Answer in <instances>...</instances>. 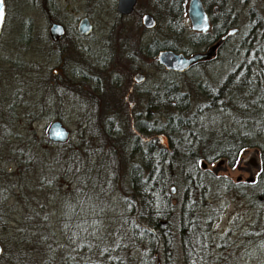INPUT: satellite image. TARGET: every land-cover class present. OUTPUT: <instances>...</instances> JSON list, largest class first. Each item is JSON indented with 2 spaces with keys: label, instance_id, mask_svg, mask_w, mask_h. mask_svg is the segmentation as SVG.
Returning <instances> with one entry per match:
<instances>
[{
  "label": "rangeland",
  "instance_id": "obj_1",
  "mask_svg": "<svg viewBox=\"0 0 264 264\" xmlns=\"http://www.w3.org/2000/svg\"><path fill=\"white\" fill-rule=\"evenodd\" d=\"M207 1L210 10L217 6V14L226 20L222 21L237 32L210 61L166 77L156 56L149 55L151 43L191 51L198 40L189 37L186 11L179 27L168 26L167 0H137L134 11L124 17L116 12L115 0H4L0 34V264H28L17 251L31 254V264H47L46 258L48 264H65L59 259L62 250L70 262L79 264L81 238L78 232L67 235L60 231V212L50 202L58 204L53 195L59 186L81 190L76 177L86 160L101 161V155L104 160L109 158L105 148L115 141L111 138L102 143L98 127L103 120L109 121L105 124L114 134L127 139L134 135L145 142L147 137L137 134L135 122L149 126L157 117L163 119L155 112L146 117L145 110L151 92L165 77L188 91L189 83L216 87L247 58L264 54V0ZM184 2L186 8L188 0ZM145 12L156 17L152 30L140 23ZM82 16L90 18L93 30L79 37L72 30ZM49 17L69 29L60 42L64 45L61 54L57 52L59 44L51 43L48 34ZM75 62H82V74L85 70L89 77L81 78L72 71L78 67ZM54 119L71 132L65 144L48 143L47 128ZM98 166L88 171L101 179L96 189L90 188L84 206L96 207V217L110 218L118 206L119 192L113 185L114 172L103 168L106 165ZM202 167L236 185L251 183L260 169V157L256 148H249L241 152L233 167L223 158L202 163ZM50 179L55 180L54 185ZM249 192L246 189L244 194ZM241 193L214 185L202 199L199 223L189 233V257L182 253L176 237L175 257L168 264H264V202L257 197L250 201ZM35 223L42 233L49 228L61 246L55 255L45 253L49 246L55 247L54 240L34 237L31 246L25 241L23 236L32 233ZM138 260V251L132 249L124 261Z\"/></svg>",
  "mask_w": 264,
  "mask_h": 264
},
{
  "label": "trees",
  "instance_id": "obj_2",
  "mask_svg": "<svg viewBox=\"0 0 264 264\" xmlns=\"http://www.w3.org/2000/svg\"><path fill=\"white\" fill-rule=\"evenodd\" d=\"M182 9L180 6L177 13L170 16H180ZM161 48L173 49V46L153 41L148 49L150 57L155 58ZM256 58H247L229 71L218 86L189 83L190 91L166 78L182 72L168 71L161 66L166 77L151 92L145 112L146 117L155 112L163 119L157 117L149 126L143 121L135 122L137 134L147 137L145 142L134 135L127 139L114 134L105 124L109 121L103 120L98 127L102 143L111 138L115 141L105 148L109 158L104 160L101 155V161L86 160L76 177L81 190L59 186L53 195L58 197V204L50 202L60 212V231L67 235L75 231L81 238L79 264H156L162 260L163 264H168L175 257L176 237L182 241L186 255L190 252L189 233L200 221L202 199L207 198L214 185L238 191V194L248 189L250 192L245 198L251 201L260 195L264 202L263 52ZM249 148H256L260 157V169L251 183L236 185L202 167V163L221 158L233 167L241 152ZM100 162L106 166H98ZM95 166L114 172L113 185L119 192V203L110 218L96 217L99 211L96 207L84 206L90 188L96 189L101 179L88 172L95 171ZM49 182L55 184L54 179ZM171 186L176 187L175 193H171ZM31 232L23 236L30 246L34 237L54 240L49 228L42 233L36 223ZM53 243L56 249L49 246L45 250L47 256L55 255L61 248L55 240ZM132 249L138 251L139 260L128 263L124 261L125 256ZM16 253L28 264L33 262L31 254ZM61 255L59 259L63 258L65 264H76L70 262L63 250ZM45 262L48 264L50 260L46 258Z\"/></svg>",
  "mask_w": 264,
  "mask_h": 264
},
{
  "label": "water",
  "instance_id": "obj_3",
  "mask_svg": "<svg viewBox=\"0 0 264 264\" xmlns=\"http://www.w3.org/2000/svg\"><path fill=\"white\" fill-rule=\"evenodd\" d=\"M137 0H115V8L120 14H129L134 10ZM3 10L5 15L4 1ZM187 15L191 23L193 30L205 31L208 28V20L206 12L203 8L201 0H189ZM4 19V17H3ZM51 25L49 27L50 35L55 39L57 35L64 32L62 24L50 21ZM3 20H0V28L2 26ZM141 24L146 29H151L155 26L156 20L151 13H144L141 16ZM78 30L80 33H87L91 29V24L87 17H81L78 22ZM237 32L236 27L229 28L224 34L220 36L218 41L211 45L205 51L194 52L190 55H185L183 52L175 51L170 48L161 49L157 52L156 59L160 66L165 70L174 72H184L195 62L200 60H207L215 54L217 46L227 37L233 35ZM70 130L59 120L54 119L50 122L47 128V139L54 143H64L70 138ZM171 193H175L176 187H170ZM2 252L0 246V253ZM156 264H160L157 262Z\"/></svg>",
  "mask_w": 264,
  "mask_h": 264
},
{
  "label": "flooded vegetation",
  "instance_id": "obj_4",
  "mask_svg": "<svg viewBox=\"0 0 264 264\" xmlns=\"http://www.w3.org/2000/svg\"><path fill=\"white\" fill-rule=\"evenodd\" d=\"M4 1V0H3ZM201 2H202V5H203V8H204V10H205V12H206V16H207V20H208V28L205 30V31H201V30H193L192 29V27H191V23H190V27H191V36H189V37H192V36H194V37H196L198 40H197V42H196V45H197V47L194 49V50H191V51H181V52H183L185 55H190V54H192V53H194V52H198V51H205V50H207L211 45H213L216 41H218V39L220 38V36L222 35V34H224L229 28H230V25L229 24H225V22H223V21H226V20H223V19H221V17L217 14L218 13V11H219V9H218V7L217 6H214L213 7V9L212 10H210V8H209V4L211 3L210 1H207V0H201ZM188 3H189V0H188ZM185 2H184V0H167V2H166V6H165V10H166V13L168 14L167 16H168V23H169V27L170 26H172V27H179V22H181V20L183 19V14H184V12L186 11V14H187V9H188V4H187V7L185 8ZM135 6H136V4H135ZM180 6H182L183 7V9H182V11H181V13H180V16H178V17H175V18H173V17H171L170 16V14H175V13H177V11H178V8L180 7ZM134 9H135V7H134ZM115 10H116V8H115ZM134 11V10H133ZM132 11V12H133ZM116 12H117V10H116ZM131 12V13H132ZM120 16H122V17H124V16H128L129 14H131V13H129V14H124V15H122V14H120L119 12H117ZM146 13V12H145ZM147 13H149V12H147ZM144 14V13H143ZM142 14V15H143ZM141 15V16H142ZM83 17H87L88 18V20H89V22H90V24H91V29L89 30V32H87V33H80L79 32V30H78V22H79V20L81 19V18H79L78 19V22H77V26L76 27H74V29L72 30V31H74L75 33H76V35L77 36H79V37H81V36H87L88 34H90L91 33V31L93 30V25H92V23H91V21H90V18L88 17V16H82V18ZM153 17H154V15H153ZM187 17H188V15H187ZM4 18H5V15H4ZM155 18V20H156V17H154ZM189 19V18H188ZM53 21V22H57V21H54L51 17H49L48 18V23H49V26H48V34H49V37H50V40H51V43H53V44H59L58 45V47H57V52H58V54H61V51H62V47L64 46V45H60V42H61V40H62V38H65L66 36H67V34H68V32H69V29L67 28V26L66 25H64L63 23H61V22H57V23H60V24H62V26H63V28H64V32L63 33H61L60 35H57L56 36V38L54 39L51 35H50V32H49V27H50V25H51V22L50 21ZM223 20V21H222ZM173 22H175L176 24L175 25H172L171 23H173ZM189 22H190V20H189ZM221 22V23H220ZM223 22V23H222ZM3 23H4V19H3ZM3 23H2V26H3ZM140 23H141V17H140ZM142 25V24H141ZM156 25H157V20H156V24H155V26L154 27H156ZM2 26H1V28H0V34H1V30H2ZM142 27L144 28V26L142 25ZM154 27L153 28H151V29H146V28H144V29H146V30H152V29H154ZM181 27H184L183 25H182V23H181ZM221 30H225L223 33H219ZM228 38V37H227ZM227 38L226 39H224L218 46H217V48H216V51H215V53L217 54V52H218V50L220 49V47L222 46V44L227 40ZM161 49H165V48H161ZM161 49H159V50H161ZM171 49V48H170ZM158 50V51H159ZM173 50H175V49H173ZM157 51V52H158ZM175 51H177V50H175ZM177 52H179V51H177ZM56 54V53H55ZM58 54H57V56H58ZM156 55H157V53H156ZM59 57V56H58ZM208 61H210V60H200V61H197V62H195L192 66H190L188 69H190L191 67H194L195 65H197V64H199V63H204V62H208ZM74 64H76L78 67H73L72 68V71L73 70H76V73L82 78V77H84V78H86V77H89V76H87L86 74H85V70H84V72H83V74H82V71H83V69H82V62L81 63H74ZM68 64H66L65 65V67L67 66ZM56 72H57V70H54V74L53 75H55L56 74ZM96 78V80H97V77H95ZM94 78V79H95ZM96 80H95V84H96ZM95 84L93 85V87L95 86ZM71 133V132H70ZM70 139V138H69ZM48 140V139H47ZM49 142H52V141H50V140H48ZM69 140H67V142H68ZM67 142H64V143H58V144H65V143H67ZM54 143V142H53ZM257 176V175H256ZM254 180H256V177H255V179ZM245 197V194H244V192H242L241 193V197ZM257 199H262V196H260V195H257ZM182 241L180 242V246H181V249H182V253H184L185 254V252H184V250H183V248H182ZM185 257L187 258V257H189L188 256V254H186L185 255ZM161 264V263H160Z\"/></svg>",
  "mask_w": 264,
  "mask_h": 264
},
{
  "label": "snow or ice",
  "instance_id": "obj_5",
  "mask_svg": "<svg viewBox=\"0 0 264 264\" xmlns=\"http://www.w3.org/2000/svg\"><path fill=\"white\" fill-rule=\"evenodd\" d=\"M3 17H4L3 3L2 0H0V20H3Z\"/></svg>",
  "mask_w": 264,
  "mask_h": 264
}]
</instances>
